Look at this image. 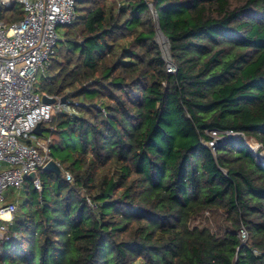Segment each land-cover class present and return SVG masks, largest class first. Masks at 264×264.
Returning a JSON list of instances; mask_svg holds the SVG:
<instances>
[{"label":"trees","instance_id":"1","mask_svg":"<svg viewBox=\"0 0 264 264\" xmlns=\"http://www.w3.org/2000/svg\"><path fill=\"white\" fill-rule=\"evenodd\" d=\"M63 29L41 89L71 102L48 136L73 180L26 178L0 264H264V163L205 144L264 148V0H79Z\"/></svg>","mask_w":264,"mask_h":264},{"label":"built area","instance_id":"2","mask_svg":"<svg viewBox=\"0 0 264 264\" xmlns=\"http://www.w3.org/2000/svg\"><path fill=\"white\" fill-rule=\"evenodd\" d=\"M78 1L0 0V8L17 3L24 11L23 19L10 25L0 19V240L6 237L18 212L19 199L6 196V192L23 190L26 178L52 159V139L46 131L53 128L44 129V125H49L58 114L72 112L70 101L41 89V76L62 39L63 33L58 29L76 18ZM167 54L164 58L167 70L175 73L169 48ZM44 97L53 102H44ZM39 124L43 129L41 136L34 133ZM208 134L210 140L205 144L213 151L220 141L240 139L264 163L263 146L248 140L243 133L214 130ZM65 177L73 180L68 172ZM34 185L42 190L39 179L34 180ZM247 236L242 229L239 234L242 242H246Z\"/></svg>","mask_w":264,"mask_h":264},{"label":"rangeland","instance_id":"3","mask_svg":"<svg viewBox=\"0 0 264 264\" xmlns=\"http://www.w3.org/2000/svg\"><path fill=\"white\" fill-rule=\"evenodd\" d=\"M59 33H63L64 32V29L63 28H59L58 29ZM156 40L158 42V44L160 45L161 47V50H162V54H163V57H168V41L166 38H164L160 33L157 34V37H156ZM61 43H59L60 45ZM48 124H45L44 125V129H47L48 128ZM46 134H48V132L46 131ZM69 138V136H68ZM69 148L70 149H79L80 148V142L77 141L76 139H73L69 142ZM56 153L57 157H58V160H61L62 158H65L68 153H69V149H67L66 152H58L56 151L54 148L52 149L51 148V151H50V154L52 153ZM24 190H21V191H14L12 189L8 190L6 192V196H11L14 198V200L16 199H19V201L22 203L25 201V196H24V193H23ZM1 204V203H0ZM19 205V204H18ZM209 216L208 214L206 215V217ZM202 223H204V219H198L196 222H195V225H201Z\"/></svg>","mask_w":264,"mask_h":264},{"label":"water","instance_id":"4","mask_svg":"<svg viewBox=\"0 0 264 264\" xmlns=\"http://www.w3.org/2000/svg\"><path fill=\"white\" fill-rule=\"evenodd\" d=\"M44 102L51 103V102H53V100L50 99L49 97H44ZM34 133L36 135H39V136H41L43 134V129H42L41 124H39L37 126ZM43 170L45 172L53 173V174L57 175L58 177L65 176V171L63 170V168L60 167V165L58 164V162L55 159H51L50 161H48L47 164L43 167ZM29 177L35 179L36 173L31 174Z\"/></svg>","mask_w":264,"mask_h":264},{"label":"bare ground","instance_id":"5","mask_svg":"<svg viewBox=\"0 0 264 264\" xmlns=\"http://www.w3.org/2000/svg\"><path fill=\"white\" fill-rule=\"evenodd\" d=\"M161 34V33H160ZM162 35V34H161Z\"/></svg>","mask_w":264,"mask_h":264}]
</instances>
